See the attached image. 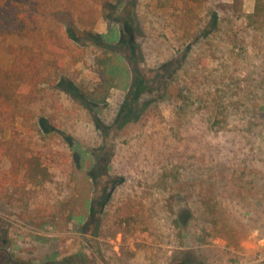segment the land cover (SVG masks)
<instances>
[{
    "label": "rangeland",
    "instance_id": "374dc122",
    "mask_svg": "<svg viewBox=\"0 0 264 264\" xmlns=\"http://www.w3.org/2000/svg\"><path fill=\"white\" fill-rule=\"evenodd\" d=\"M230 2L0 0L22 17L0 38V67L16 60L24 107L27 53L46 75L31 113L0 122V140L50 173L43 187L0 190L15 263L264 264V23L245 21L253 0L220 11ZM125 20L133 52L109 48L129 59L127 85L95 109L86 94L103 51L89 35H118ZM136 71L145 89L121 114Z\"/></svg>",
    "mask_w": 264,
    "mask_h": 264
},
{
    "label": "trees",
    "instance_id": "16d2710c",
    "mask_svg": "<svg viewBox=\"0 0 264 264\" xmlns=\"http://www.w3.org/2000/svg\"><path fill=\"white\" fill-rule=\"evenodd\" d=\"M7 1L14 4L29 6L35 0ZM191 1L196 3L199 1L202 2V0ZM253 1V12L246 16L245 21H247L249 25H262L264 23V0ZM240 6H242V0H231L230 3L219 4L218 8L224 13L231 12L233 14H238L241 11ZM15 14H17L16 18L9 19L4 14L0 13V38L7 34L14 33V26L20 24L17 23L16 20L22 17L18 12ZM217 18L218 16L213 15L211 28L215 27ZM120 32L121 33L118 35L112 34V37L108 35H104L103 37V35L97 34L89 35V38H93L98 47H101L103 51V55L96 60L98 66V70H96L97 82L94 89L86 94V98L93 104L92 106L95 109H97L100 104L106 103L112 89L127 85L129 59L124 54L120 55L114 52L116 51L113 50L115 47L109 48V46L112 44H115L116 47L126 46L131 53L133 52L136 41L133 25L130 20L124 21ZM71 40L75 41V39ZM62 43L65 45L66 41H58L59 45ZM65 49H68L67 46ZM42 63L43 60L40 54H35L34 52L27 53L26 59L24 60V67L27 69V74L29 76L26 93L28 95L27 100L29 99V101L25 107L21 100L22 95L17 91L18 87L16 88L12 79L13 73L17 72L18 69L16 60L8 70L0 67V122L10 120L14 126L18 117L21 116L22 111L31 113L32 101L38 93L37 88L41 85L43 78L46 76L42 74V72H45V67ZM135 76L137 77L132 84L133 87L131 88L130 86L129 88L131 99L127 100L125 105L121 108L119 111L121 114H128L132 111L134 103L137 102L139 96L142 95L145 89L146 84L144 78L138 74L137 71L135 72ZM2 159L7 160L9 167L6 171L0 169V190H3L5 185L9 187L8 189H14L15 187L22 190L27 187L40 188L50 181V173L39 156L25 155L18 149H14L12 143L4 139L0 140V164ZM95 211L96 210L91 208L90 215L92 217L95 215Z\"/></svg>",
    "mask_w": 264,
    "mask_h": 264
},
{
    "label": "flooded vegetation",
    "instance_id": "af4514ba",
    "mask_svg": "<svg viewBox=\"0 0 264 264\" xmlns=\"http://www.w3.org/2000/svg\"><path fill=\"white\" fill-rule=\"evenodd\" d=\"M8 245L9 242L7 241V239L1 238L0 235V255H3L2 264H18L13 261L12 256L7 248Z\"/></svg>",
    "mask_w": 264,
    "mask_h": 264
}]
</instances>
